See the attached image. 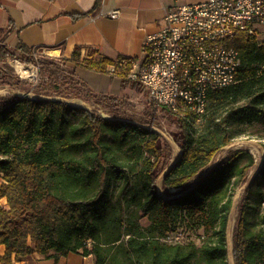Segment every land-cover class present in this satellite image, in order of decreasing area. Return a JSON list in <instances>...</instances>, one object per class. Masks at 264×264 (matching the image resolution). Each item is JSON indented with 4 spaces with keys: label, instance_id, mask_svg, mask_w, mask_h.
<instances>
[{
    "label": "trees",
    "instance_id": "16d2710c",
    "mask_svg": "<svg viewBox=\"0 0 264 264\" xmlns=\"http://www.w3.org/2000/svg\"><path fill=\"white\" fill-rule=\"evenodd\" d=\"M231 45L241 59L236 83L209 92L201 116L187 110L180 116L173 113L180 156L161 186L166 193L180 192L170 199L156 191L169 165L161 163L162 138L143 122L104 118L46 99L11 96L1 103L0 199H6L7 208L0 206V245L5 248L0 264L51 251L54 261L75 253L92 256L93 264H229V214L255 160L238 149L202 171L238 136L234 124L250 126L264 118V40L237 32ZM9 55L14 54L0 45V62ZM95 55L92 51L81 59L75 49L68 60L109 74L116 60L128 58ZM5 68L0 67V81L14 85L15 77ZM111 76L123 86L138 85ZM223 104L232 105L223 117L209 113L210 106ZM200 119L207 121L206 127L195 136L192 122ZM263 181L264 161L240 201L232 236L234 264H264ZM144 218L146 227L140 224ZM185 221L202 228L200 245L167 241L173 226Z\"/></svg>",
    "mask_w": 264,
    "mask_h": 264
},
{
    "label": "built area",
    "instance_id": "2783aa9c",
    "mask_svg": "<svg viewBox=\"0 0 264 264\" xmlns=\"http://www.w3.org/2000/svg\"><path fill=\"white\" fill-rule=\"evenodd\" d=\"M96 17L115 19V11ZM164 25L142 43V56L119 59L108 67L110 75L135 82L147 101L177 116L185 110L201 116L206 112L209 92L233 85L241 65L231 45L237 32L264 40V0H202L165 8ZM31 49L24 60L11 58L8 64L24 81L39 76L37 55ZM44 55V54H43ZM20 66L21 71L19 72Z\"/></svg>",
    "mask_w": 264,
    "mask_h": 264
},
{
    "label": "crops",
    "instance_id": "0c3cea01",
    "mask_svg": "<svg viewBox=\"0 0 264 264\" xmlns=\"http://www.w3.org/2000/svg\"><path fill=\"white\" fill-rule=\"evenodd\" d=\"M198 1L202 0H100L99 4L96 0H0V45L14 55L34 49L65 59L92 95L119 97L127 89L121 79L75 67L68 60L73 51L79 49L81 59L92 51L111 60L139 58L145 37L163 27L165 8ZM108 11L118 17H96ZM0 206L7 208L5 198ZM4 251L0 245V257ZM52 254L34 253L12 264H93L92 256L68 253L54 261Z\"/></svg>",
    "mask_w": 264,
    "mask_h": 264
},
{
    "label": "rangeland",
    "instance_id": "374dc122",
    "mask_svg": "<svg viewBox=\"0 0 264 264\" xmlns=\"http://www.w3.org/2000/svg\"><path fill=\"white\" fill-rule=\"evenodd\" d=\"M11 58L24 60V54L9 55ZM7 59V58H6ZM5 59V60H6ZM4 60V61H5ZM0 62V67L4 66L6 71L14 78V85H8L0 81V104L6 103L8 98L20 94L40 95L41 92H47V96H60L69 102L73 100L79 101L91 112H95L101 116V113L107 114L110 118L121 117L126 118L133 123L143 122L144 126L150 130L156 131L161 135L164 154L162 164H170L180 153L179 146L175 141V136L179 133L177 119L173 113L164 110L161 107L147 101L145 94L136 84H127L125 92L112 101L98 95H90L88 88L75 78L73 67L67 63L65 59L56 58L48 55H37L39 65V76L35 82H27L22 80L14 70L8 65ZM232 109V105L223 104L215 109V105L209 107V113H213L223 117L226 112ZM102 117V116H101ZM137 121V122H136ZM207 121L204 119L192 122V129L195 136L202 133L206 127ZM234 132L238 136L234 141L221 148L213 157L209 165L202 173L212 167L218 160L223 159L227 154L238 149L247 150L252 154L255 160V167L249 172L248 179L251 178L257 166L264 161V118L250 126H238L234 124ZM201 173V174H202ZM247 179V180H248ZM248 182L237 189L233 205L229 217L228 230V258L232 264V236L236 226L240 201L244 195V191ZM117 189L120 183H117ZM264 186V181H263ZM231 222L233 226L231 227ZM140 224L143 227L148 225V221L144 218ZM202 238V228L194 222H180L173 226L172 231L168 233V242L187 243L193 242L200 245Z\"/></svg>",
    "mask_w": 264,
    "mask_h": 264
},
{
    "label": "water",
    "instance_id": "95a60500",
    "mask_svg": "<svg viewBox=\"0 0 264 264\" xmlns=\"http://www.w3.org/2000/svg\"><path fill=\"white\" fill-rule=\"evenodd\" d=\"M16 96H18L19 98H29V99H39V100H41V99H46V100H49V101H60V102H63V103H65V104H68V105H72V106H75V107H79V108H82V109H84V110H86V111H89V109L88 108H86L85 106H83L82 104H80V103H78V105H75L74 103H73V101L72 102H69V101H67L66 99H64V98H61L60 96H40V95H31V94H26V93H24V94H20V95H16ZM89 112H91V111H89ZM102 116V115H101ZM107 118H110V117H107ZM136 124V123H135ZM142 126H144V125H142ZM145 127V126H144ZM147 128V127H146ZM149 129V128H148ZM153 131V130H152ZM156 132V131H155ZM157 133V132H156ZM159 134V133H158ZM160 135V134H159ZM161 136V135H160ZM179 156H180V153L178 154V156L162 171V173H161V175H160V177H159V179L157 180V183H156V191H157V193L158 194H160L162 197H164V198H173V197H175V196H178L177 194H178V192H180L179 191V189H170L169 190V192L168 193H166L163 189H162V180H163V178H164V176L166 175V173L170 170V168L173 166V164L176 162V160L179 158ZM261 165H262V163H260L258 166H257V168L255 169V171L253 172V174H252V176H251V178L249 179V181H248V183L252 180V178L257 174V172H258V170H259V168L261 167ZM232 205H233V203H232ZM232 209V208H231ZM231 212V211H230ZM229 217H230V214H229ZM228 230H229V221H228V226H227V234H226V239H227V251H228V254H227V257H228V255H229V249H228ZM231 255H232V251H231ZM228 262H229V264H231L230 263V260H229V258H228ZM232 264H234V262H233V255H232Z\"/></svg>",
    "mask_w": 264,
    "mask_h": 264
},
{
    "label": "bare ground",
    "instance_id": "6f19581e",
    "mask_svg": "<svg viewBox=\"0 0 264 264\" xmlns=\"http://www.w3.org/2000/svg\"><path fill=\"white\" fill-rule=\"evenodd\" d=\"M53 54H54V53L51 52V55H53ZM18 68H19V72L22 73V74H24L23 71H21V69H20L21 67L18 66ZM73 103H74L75 105H78L79 101L73 100ZM101 115H102V117H104V118L109 117L107 114H104V113H101ZM232 226H233V223L231 222V227H232Z\"/></svg>",
    "mask_w": 264,
    "mask_h": 264
}]
</instances>
